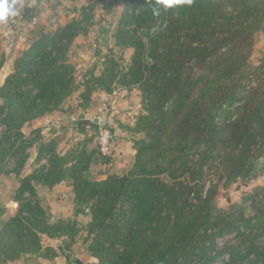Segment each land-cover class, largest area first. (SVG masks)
<instances>
[{"label":"trees","instance_id":"obj_1","mask_svg":"<svg viewBox=\"0 0 264 264\" xmlns=\"http://www.w3.org/2000/svg\"><path fill=\"white\" fill-rule=\"evenodd\" d=\"M117 4L111 44L78 81L76 38L102 27L98 6L114 14ZM260 33L264 0H91L56 28L37 25L0 85V174L18 180L17 209L0 222V264L60 253L81 264L75 244L93 264H264V185L218 204L222 190L264 174V57L251 62ZM133 88L135 152L122 171L94 175L112 156L91 136L63 151L41 126L24 132L54 111H87L96 91ZM60 183L72 195L67 218L38 192Z\"/></svg>","mask_w":264,"mask_h":264},{"label":"rangeland","instance_id":"obj_2","mask_svg":"<svg viewBox=\"0 0 264 264\" xmlns=\"http://www.w3.org/2000/svg\"><path fill=\"white\" fill-rule=\"evenodd\" d=\"M48 1V2H47ZM91 0H85L83 2H89ZM82 4V3H81ZM86 4V3H85ZM77 5H80V1L76 0L74 2L73 0H45L44 2V9H42L39 14L35 17L32 18V22L30 23H19L17 25V30L13 29V34L17 35H22L23 38H27L29 34V30L34 28L35 24H39L41 26H44L47 30L53 28L56 26L58 22L65 21L67 18L73 16V15H78L81 6L77 8ZM77 8V9H76ZM98 8H101L98 6L96 10L98 11ZM122 9V4H117L115 7V13H107L106 15L97 12L95 10V19L100 21V24H102V27H91L87 35L85 36H80V38L76 39V47H72L71 54H70V59L71 61L76 65L77 71V80L80 81L82 78L83 73L85 70L89 67V65L93 64L98 60V58L107 50V46L104 43H107L108 45L111 44V37L110 33L112 31V25L114 24L116 17L120 13ZM75 10H79L75 12ZM75 12V14H74ZM59 19V20H58ZM5 27H8V23H3ZM4 29V28H3ZM103 33V36H102ZM21 37V38H22ZM19 45H21L20 39L17 41ZM74 43V44H75ZM131 49H126L123 52V57L124 61L127 62L130 54H131ZM3 52H5L3 50ZM13 51H9V57L12 56ZM5 53H2L0 50V57H3L5 62L3 65V68L0 69V82L4 80V78L9 74L12 70V68H9L11 65L10 59L9 62L7 58L2 55ZM262 57H264V34L260 33L256 37V42H255V47L253 54L251 56V62L252 63H257ZM14 61V60H13ZM7 62V63H6ZM13 65V62H12ZM5 75V76H4ZM2 84V83H1ZM0 84V85H1ZM113 95H111L112 97ZM99 97H96V106H94V109H91L90 111L87 110L88 112L85 115H93L97 112L99 108H102L104 110V120L103 123L104 125H108L113 128L114 126V115H119V105L118 108L115 109V111L109 112L110 106H112V100L110 98H107L103 100L101 103H99L98 100ZM77 100V93L73 94L72 97L67 101L65 106H71L75 105ZM99 103V104H98ZM109 103L111 105L109 106ZM116 103V102H115ZM67 108V107H66ZM74 111V112H73ZM70 112V117L69 121L71 122L73 126L71 127L72 129L76 128L78 129V132L80 130H83V134H86V136L89 135V131L86 129V126L84 125L85 123L83 122V114L81 110H73ZM122 114V113H121ZM63 116L60 113H58V117ZM79 116L78 121H73L71 118ZM82 117V118H81ZM122 117V116H121ZM63 118V117H59ZM56 118V119H59ZM60 121L62 119H59ZM58 120V122H59ZM82 120V122H80ZM123 120V119H122ZM121 121V120H120ZM52 122L51 120L48 122ZM35 123L34 124H29L24 127V132L29 133L32 129L35 128ZM37 127V126H36ZM79 133H77L76 136H78ZM81 137L78 140L83 139ZM114 141V140H113ZM127 143H122V145H116L114 141V151L111 157V161L105 165H94L93 166V172L94 175L100 176V175H106L108 173H113L117 171H122L127 168V166L131 163V156H132V150L131 147H127ZM93 141L90 142V147H94ZM31 157L27 162V165L25 167L24 172H29L33 166H34V155L35 151L32 148L31 149ZM129 163V164H128ZM61 184V183H60ZM66 185V184H65ZM64 187L61 185L55 189L48 190L47 189H39V195L42 198V201L45 205L48 206L50 209L51 213L53 214L54 218H67L71 216L72 214V208H73V203H72V195L71 191L67 185ZM254 185H264V174L259 176L257 179L250 181L247 185H236L234 184L228 191L227 194H225L224 190L221 191V193L218 196V204L219 206L225 207L228 204V200L231 201H241L243 195L250 191L251 187ZM18 186V180L14 175H6V174H0V222L7 218L8 216L12 215L16 209H17V204L16 202L12 199L13 194L16 190V187ZM79 220L81 222H85L87 220L86 216H79ZM43 243L44 245L47 244H58V241L56 240H51L46 237H43ZM71 255L79 261L81 264H93L92 263V258L87 256L81 246L79 244H75L73 246V249L71 251ZM68 256L66 254H60V257L56 260L57 264H66ZM11 264H36L35 262H32L30 260L28 261H18L14 262ZM39 264V263H38Z\"/></svg>","mask_w":264,"mask_h":264},{"label":"crops","instance_id":"obj_3","mask_svg":"<svg viewBox=\"0 0 264 264\" xmlns=\"http://www.w3.org/2000/svg\"><path fill=\"white\" fill-rule=\"evenodd\" d=\"M73 1L76 2V0H73ZM79 1H80V5H77V8L79 6H81L82 4L87 3V2H83L85 0H78V2ZM19 2H20L19 6L17 7V9L19 10V15H17L14 18H9V20L7 22L9 24L8 27H5L3 23H0V50L2 53H5L2 55H4L7 58L8 62L10 59L11 65L9 68H12V62H13L14 58L19 54V52L22 49H24L27 46V40H28L29 36L32 35L33 30L39 24H35L34 28L29 30V34H28L27 38H23L22 35H17V34L14 35L13 29L17 30L16 28H17V25L19 23H22V22H25V23L30 22L31 23L32 18L37 16L39 14V12L42 9H44V6H42V5H44L45 0H19ZM77 11H79V10H75V12H77ZM75 12H74V14H75ZM97 12H100L104 15L107 14L106 11H104L102 8H98ZM30 17H31V19H30ZM63 23H64V21H62V22L60 21L56 24V26L59 24H63ZM56 26L53 28H56ZM101 26H102V24H101ZM53 28H51V29H53ZM78 38H80V36L77 37L76 39H78ZM19 39H20L21 45L17 44L18 43L17 41ZM74 47H76V43L73 44V48ZM3 50L5 52H3ZM9 51L10 52L13 51L11 57H9ZM2 68H3V66H2ZM1 83H2V80H1L0 84ZM96 97H99L98 100L101 99L99 101V103H101L103 100H105L106 97L110 98L112 100V106H110L111 103H109V106H110V107H108L109 112L115 111V109L118 108V105H119V115H116V113H115V115H114V123L115 124L112 128L113 134H114V141H115L116 145H122V143H127V142L129 143V144H127V147L130 146L131 150L133 152L132 156H131V158H132L131 163H132L135 150L132 147V141H131L132 134L126 129V126H130L134 123V118L136 117L137 113H139V111H140V100L141 99H140L139 90L137 88H133L129 91L125 90V89L118 90L112 97H111V95H109L103 91H96L93 93V101H92L90 108L88 109L89 111L91 109H94V106H96V102H95ZM70 112L71 111L66 112L65 110L54 111V112L46 114V115H44L38 119H35L30 124L35 123L36 126H41L43 129L42 130L43 134H47V135L53 134L55 136H58L59 140H60L59 145H58V149L64 151L74 141H77L78 139H80L83 136L86 137V134H83V130H80V132H78V129H76V128L72 129L71 128L73 125L70 124L71 122L69 121V117L71 115ZM58 113L63 115V116H59V117H63V118H59ZM133 115H134V117H133ZM56 118H59L62 120L60 121L59 119H56ZM50 120L52 122L48 123ZM58 120H59V122H58ZM77 133H79L78 136H76ZM60 185H61V187L62 186L64 187L65 184H63V183L58 184L53 189L59 187ZM66 188L70 189V187H66ZM47 191H48V189H47ZM52 245H54V244H52ZM60 254H63V253H60ZM60 254L53 260L38 258V259L30 260V261L35 262L36 264H38V263L39 264H57L56 260L58 259V257H60Z\"/></svg>","mask_w":264,"mask_h":264},{"label":"built area","instance_id":"obj_4","mask_svg":"<svg viewBox=\"0 0 264 264\" xmlns=\"http://www.w3.org/2000/svg\"><path fill=\"white\" fill-rule=\"evenodd\" d=\"M105 110V108H104ZM104 110L99 108L97 112L93 115H85L88 111L82 112L83 114V122L86 126V129L89 131V135L92 137V141L100 154L104 156H112L114 151V134L112 131V127L108 125H104ZM73 121H78L79 116H75L71 118ZM82 122V120L80 121Z\"/></svg>","mask_w":264,"mask_h":264},{"label":"clouds","instance_id":"obj_5","mask_svg":"<svg viewBox=\"0 0 264 264\" xmlns=\"http://www.w3.org/2000/svg\"><path fill=\"white\" fill-rule=\"evenodd\" d=\"M182 2L191 3V0H182ZM17 15L19 10L15 7V0H0V23H7L9 18Z\"/></svg>","mask_w":264,"mask_h":264}]
</instances>
